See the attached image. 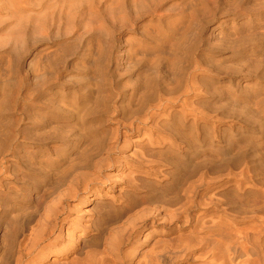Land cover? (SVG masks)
Here are the masks:
<instances>
[{"label":"rangeland","instance_id":"374dc122","mask_svg":"<svg viewBox=\"0 0 264 264\" xmlns=\"http://www.w3.org/2000/svg\"><path fill=\"white\" fill-rule=\"evenodd\" d=\"M0 133L3 264H264V0H0Z\"/></svg>","mask_w":264,"mask_h":264},{"label":"bare ground","instance_id":"6f19581e","mask_svg":"<svg viewBox=\"0 0 264 264\" xmlns=\"http://www.w3.org/2000/svg\"><path fill=\"white\" fill-rule=\"evenodd\" d=\"M175 42V41H174ZM178 45V44H177ZM155 65V64H154ZM171 67V66H170ZM212 67V66H211ZM178 89V88H177ZM152 99V98H151ZM73 107V106H72ZM65 110V109H64ZM66 111V110H65ZM75 111V110H74ZM82 112V111H81ZM75 113V115L77 114V112L75 111L74 112ZM141 113V112H140ZM72 113H70V115H71ZM74 115V114H73ZM72 115V116H73ZM75 117V116H74ZM84 117V116H83ZM81 120V119H80ZM78 128V127H77ZM167 128V127H166ZM76 129V128H75ZM79 131V130H78ZM9 134V133H8ZM15 135H17V134H15ZM20 135V134H19ZM5 136V135H4ZM9 136V135H8ZM14 136V135H13ZM186 136V135H185ZM0 139H1V133H0ZM14 140H15V138H14ZM25 140V139H24ZM32 141V140H31ZM2 142H3V140H2ZM26 142V141H25ZM10 144V143H9ZM3 145H5V144H3ZM8 145V144H7ZM9 146V145H8ZM11 148L9 149V150H7L6 149V151H8V154H7V156L6 157H8L10 160H9V162L11 163V160L13 159V158H16V156H17V148H15V147H13L12 145L10 146ZM4 156V155H3ZM80 156V155H79ZM2 157V156H1ZM5 157V158H6ZM1 159V158H0ZM168 160V162H169V164L172 166V168H174V170H175V172L174 173H172V177H173V179H174V182H175V184L176 185H178L179 183H181V181L184 179V177H183V174H179L178 173V171L181 173V166H182V163H183V159H181V158H172V157H170L169 159H167ZM8 162V161H7ZM3 164V163H2ZM12 164V163H11ZM2 166V165H1ZM13 166V165H12ZM201 166V165H200ZM14 167V166H13ZM2 168H4V167H2ZM41 169V168H40ZM12 170H14V169H12ZM44 171H45V169H44ZM3 172V170L2 171H0V175H1V173ZM15 172V171H14ZM46 172V171H45ZM15 174V173H14ZM17 174V173H16ZM45 174V173H44ZM27 180V179H26ZM16 181V180H15ZM28 181V180H27ZM19 182V181H18ZM152 183V182H151ZM259 183H261V182H259ZM12 184V183H11ZM148 184V183H147ZM170 184V183H169ZM181 185V184H180ZM8 186V185H7ZM10 186V185H9ZM150 186H152V185H150ZM262 186V185H261ZM153 187V186H152ZM11 188V187H10ZM181 188V187H180ZM183 188V187H182ZM11 191L10 192H12L13 190H12V188L10 189ZM23 190V189H22ZM8 192V191H7ZM191 192V191H190ZM17 193H19L20 194V192H17ZM149 196H150V198H154L155 197V195L154 194H159L158 193V191H157V189H155V188H150L149 189ZM192 193V192H191ZM196 193V192H195ZM194 193V194H195ZM12 194H13V192H12ZM22 194H24V193H22ZM160 194H163V193H161L160 192ZM9 195H11V194H9ZM148 196V195H147ZM174 196V195H173ZM189 197V196H188ZM11 198V197H10ZM21 198H23V197H21ZM25 198V197H24ZM41 198V197H40ZM43 198V197H42ZM176 198V197H175ZM178 198V197H177ZM168 199V198H167ZM28 201V200H27ZM37 201H39V200H37ZM189 201V200H188ZM29 202V201H28ZM174 202V201H173ZM176 202V201H175ZM23 204V205H22ZM36 204H38V203H36ZM0 205H2V209L0 208V231H3V238H4V241H5V238H7V239H13L14 237H16V235L18 234V233H20V232H22L21 231V229L23 228L24 229V225H25V223L28 221V219H29V215H28V213H25V210H27V208H28V204L26 203V201L25 202H23V201H17V202H14L12 199L10 200V202H9V204H7L6 202H5V198H4V196L2 195V191L0 192ZM188 209V208H187ZM27 225V224H26ZM25 225V226H26ZM262 225V224H261ZM27 227V226H26ZM260 231H262V230H260ZM260 231H258L259 232V234H260ZM36 236V235H35ZM32 237H34V236H32ZM31 237V238H32ZM245 238V237H244ZM247 238V237H246ZM246 238L244 239V241L246 240ZM58 240V239H57ZM29 241H31V240H29ZM3 242V241H2ZM2 242H1V244H0V246L3 248L4 246V244H2ZM242 244V243H241ZM31 245V246H30ZM30 245H25V248H23V249H25V251H23V252H28V253H25V255H27V254H30V255H32L31 253L32 252H35V247L38 245V241L36 240L35 241V239H33L32 240V243L30 244ZM242 246V245H241ZM0 247V253H2V255L0 254V264H3L2 263V261H3V255H4V253H3V250H2V248ZM233 248V247H232ZM4 249V248H3ZM32 250V251H31ZM236 251V250H235ZM251 251V250H250ZM8 252V251H7ZM20 252V251H19ZM245 252V251H244ZM234 254H236V253H234ZM18 256V255H17ZM20 256V255H19ZM18 256V257H19ZM28 257H29V255H27ZM23 257V256H22ZM233 258V257H232ZM18 259V258H17ZM18 263H20L19 262V260L17 261V264Z\"/></svg>","mask_w":264,"mask_h":264}]
</instances>
